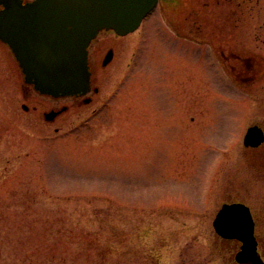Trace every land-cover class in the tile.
<instances>
[{
    "label": "rangeland",
    "instance_id": "374dc122",
    "mask_svg": "<svg viewBox=\"0 0 264 264\" xmlns=\"http://www.w3.org/2000/svg\"><path fill=\"white\" fill-rule=\"evenodd\" d=\"M176 1L117 41L100 36L117 57L94 68L88 104L35 93L0 44V249L39 264H223L212 223L222 203L264 209L246 115L232 109L254 102L223 89ZM52 105L68 110L46 121Z\"/></svg>",
    "mask_w": 264,
    "mask_h": 264
},
{
    "label": "water",
    "instance_id": "95a60500",
    "mask_svg": "<svg viewBox=\"0 0 264 264\" xmlns=\"http://www.w3.org/2000/svg\"><path fill=\"white\" fill-rule=\"evenodd\" d=\"M157 1L0 0V41L36 92L52 98L84 96L91 91L92 40L104 29L122 36L133 32ZM250 217L242 205L224 206L214 224L219 234L242 241L238 259L244 262L259 257Z\"/></svg>",
    "mask_w": 264,
    "mask_h": 264
},
{
    "label": "flooded vegetation",
    "instance_id": "af4514ba",
    "mask_svg": "<svg viewBox=\"0 0 264 264\" xmlns=\"http://www.w3.org/2000/svg\"><path fill=\"white\" fill-rule=\"evenodd\" d=\"M161 2H164V0H159L158 6ZM175 2L177 3L176 0ZM257 5V0H186L184 19H186L188 27L186 36L191 40L204 37L202 39L203 43L212 49L214 56L211 59L217 61L220 65L219 78L223 89L237 90L239 96L241 94L244 98L247 97L248 101L254 102L252 105L251 103H238L232 109L237 110L242 117L246 115L242 123V127L245 128L243 146L250 164L254 168L256 181L263 182L264 22L258 23V15L264 16V12L259 11ZM174 10L178 9L175 8ZM178 13L179 11L176 15ZM181 13L183 14V12ZM105 33H111L113 40L122 37L113 31H101L91 42L88 49V61L91 71L92 91L87 96L72 97L79 103H92V98L89 95L99 92L95 85L94 68L98 64L102 68H107L117 57V49L114 45H109L102 52L103 48L100 47L102 44H98V40ZM0 44L11 53L7 45L1 41ZM56 100L58 99H53V101ZM67 110L68 108L65 105H52L48 111L43 112V115L46 121H55L63 116ZM248 134L249 139L246 142ZM234 204L245 205L251 211L257 252L260 258L256 257L253 261L248 262L239 260L238 254L241 252L243 243L236 238L220 236L213 225L215 243L222 245L219 257L223 264H264V209L258 206L256 202L248 204L240 198L227 200L222 203V206ZM214 220L212 223H214Z\"/></svg>",
    "mask_w": 264,
    "mask_h": 264
},
{
    "label": "trees",
    "instance_id": "16d2710c",
    "mask_svg": "<svg viewBox=\"0 0 264 264\" xmlns=\"http://www.w3.org/2000/svg\"><path fill=\"white\" fill-rule=\"evenodd\" d=\"M0 246H2L1 243ZM11 252L0 249V264H39V262L29 253L16 255L13 251ZM59 258L60 256L58 253H54L53 255H51V259L53 260V262H55L56 260L58 261Z\"/></svg>",
    "mask_w": 264,
    "mask_h": 264
}]
</instances>
